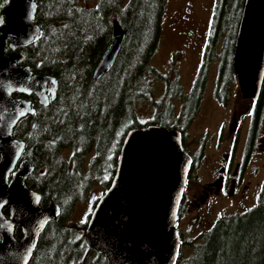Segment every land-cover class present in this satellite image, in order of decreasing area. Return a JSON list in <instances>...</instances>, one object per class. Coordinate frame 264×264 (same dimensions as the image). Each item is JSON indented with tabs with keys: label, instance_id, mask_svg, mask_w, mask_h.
<instances>
[{
	"label": "rangeland",
	"instance_id": "1",
	"mask_svg": "<svg viewBox=\"0 0 264 264\" xmlns=\"http://www.w3.org/2000/svg\"><path fill=\"white\" fill-rule=\"evenodd\" d=\"M36 1L37 23L44 35L15 53L23 55L20 63L34 74L56 78L58 93L47 107L40 106L35 95H15L29 100L37 114L22 119L14 136L25 143L23 158L35 170L26 178V185L40 194L43 204L52 197L60 206L56 222L41 237L37 261L93 264L98 256L89 254L85 225L106 188L99 180L93 181L90 173L109 158L115 161L116 156L84 107L79 87L88 83L90 70L112 43L113 22L119 21L126 32L108 74L119 81L124 92L125 122L135 114L142 124L175 127L190 136V142L199 146L193 179L199 176L202 182L208 178L207 162L213 160L215 146L220 145L219 130L228 111L219 108L218 100L232 105L240 97L233 62L246 0H165L162 8L159 0H143L142 15L148 26L142 21L131 24L129 14L136 10L138 0ZM10 2L0 0V26L1 13ZM187 7L192 9L190 20L184 19ZM162 101L163 111L158 112L152 102ZM260 109L264 120V80L246 117L241 142L248 139L251 145L252 124ZM193 115L197 117L189 126ZM228 147L225 144L220 149ZM243 150L239 146L237 158ZM259 165L249 198L219 202L204 210L205 220L197 223L186 218L179 222L181 264H241L243 222L262 233L256 250L264 260V158ZM92 193L95 203L89 205ZM65 218H69V226L62 224Z\"/></svg>",
	"mask_w": 264,
	"mask_h": 264
},
{
	"label": "water",
	"instance_id": "2",
	"mask_svg": "<svg viewBox=\"0 0 264 264\" xmlns=\"http://www.w3.org/2000/svg\"><path fill=\"white\" fill-rule=\"evenodd\" d=\"M36 8V0H11L0 28V264H28L39 233L59 211L54 201L43 208L40 195L25 186L33 171L28 160L15 170L25 143L13 138L14 128L34 111L29 100L15 95L34 94L47 103L58 86L56 78L22 66L21 53L6 56L9 38L15 51L41 38L43 31L34 21ZM113 27V41L97 64L95 79L111 70L126 36L119 21ZM234 71L243 98L257 100L264 80V0L245 2ZM191 163L179 131L155 124L130 129L111 184L88 220L89 248L102 255L106 264H176L177 218ZM11 173L13 180L8 183ZM6 206L10 218L3 213ZM16 226L23 230L22 240L14 237Z\"/></svg>",
	"mask_w": 264,
	"mask_h": 264
},
{
	"label": "flooded vegetation",
	"instance_id": "3",
	"mask_svg": "<svg viewBox=\"0 0 264 264\" xmlns=\"http://www.w3.org/2000/svg\"><path fill=\"white\" fill-rule=\"evenodd\" d=\"M36 4H37V8H36L34 21L39 26V24L37 23V14L39 11V4L37 1H36ZM188 4L190 6V3H188ZM7 6H9V4ZM191 11H192V9L190 7L186 8L187 15L184 16V19L190 20L189 14ZM1 15L3 18V25H4L5 24V16H4L3 12L1 13ZM2 26H0V28ZM113 31H114V27H113ZM113 31H112V35H113ZM43 35H44V33H42V36L40 39H38L37 41H35L32 44H35L36 42L41 40ZM11 42H12V40L10 38L6 42V46H7L6 56H10L12 53H15V50H13L11 47ZM32 44H30L28 46H24V48L29 47ZM234 55H235V47H234ZM99 60H100V58H99ZM99 60H98V62H99ZM98 62H97V64H98ZM97 64L90 71L91 80L94 83L103 82L105 80L106 76L110 72L109 71L107 73H104L98 79H95V69L97 67ZM21 65L25 66L24 64H21ZM233 71H234V62H233ZM234 74H235V71H234ZM41 76H45V75H41ZM235 76L237 78V85H238L240 97H236L235 100H233L232 105L228 100H225L223 103V102H220L216 98L218 100L217 104L219 105V108L222 107L225 110L228 109V111L227 112L225 111V120L222 122V125H221L220 130H219L220 145L215 146V151L216 150L217 151L214 154L213 160L211 162H207V166H208V169H207L208 178H207V180L204 181L202 178L201 179L202 182H200L199 176H197L196 178L193 179L194 165H195L197 158L199 159L198 152H197V149L199 147L198 144L196 145V144H193L192 142H190V136L187 138L186 133L179 131L175 127H169V128H173V129L180 132L183 149L191 157V160H192L191 169L189 171L186 188H185V191H184V194H183V197L181 200L180 208H179V213H178V218H177V229L179 226V222L182 221L184 218H186V220L188 222H196L197 223V221H199V220H205L206 214L203 211L211 209L213 207V205H216L219 202H227V201H230L232 199H237V198H241L242 201H244L247 198H249L250 194H252L251 193L252 192L251 191L252 185L256 182V177L259 174V169H260L259 163L261 161L263 162V158H264V120H263L262 115H261L262 110L260 109L259 117L252 124V126L254 127V134L252 136L251 145L249 144L248 139L246 141L242 140V142H241V139L243 137L242 130H243L244 126L247 124L246 117L249 114L250 110L252 109L253 103L256 102L258 99L257 100L244 99L242 94H241V91H240L238 77L236 74H235ZM57 85H58V83H57ZM49 87L50 86L48 85L46 89H48ZM203 90H204V88H203ZM57 93H58V86H57V92H56L54 99L49 98L47 103H45V101L42 100L40 97H37L36 95L35 96L38 98L40 106H46L47 107L50 102L52 103V101L53 102L55 101V99L57 97ZM45 94H48V92H46ZM214 100H215V98H214ZM245 103H247V104H245ZM217 108H218V106H217ZM198 113L199 112L197 111L195 114L198 115ZM36 114L37 113L34 110L32 114H28L27 116L21 118L18 121V123L22 119H24L28 116L29 117L30 116L35 117ZM196 115H193L191 117V119L189 120V126L193 124L194 120L197 117ZM144 125H149V124H143V126ZM16 126H15V128H16ZM126 134H125V136H126ZM13 138H15L14 132H13ZM61 138H63V137L61 136ZM121 138H122V136L119 138L120 141H121ZM123 140H124V138H123ZM122 142H121V145L119 146V148H121ZM242 143L244 144L243 147H242ZM225 144H227V146H229L228 150L220 149V148H222L223 145L225 146ZM239 146H241V148H243L244 150H243L242 154L239 156V158H237L236 155H237V150H238ZM119 153H120V149H119ZM118 159H119V155H118ZM118 159H117V162H118ZM23 160H26V159L23 158V154H22L21 159L18 162V164L16 165L15 170H17L19 168L20 163ZM116 165H117V163H116ZM101 168H103V167H101ZM248 170H250V173H248ZM34 171L35 170L33 169L32 173ZM41 172H43V171H41ZM31 174H29L28 176H30ZM90 176H91L92 180L94 181L93 176L91 174H90ZM12 180H13V175L11 173L9 176V179H8V183H10ZM25 180H24L25 186H27ZM30 189H32V188H30ZM33 191H35V190H33ZM98 199L99 198L96 199V203H97ZM94 200H95V193H92L90 198L87 199V202L90 205L91 203L94 202ZM52 201H54L58 204V202L55 199H52V197H49L48 199H46L45 203L43 204L42 198L40 196V204L43 208L49 207V205ZM96 203H95V205H96ZM58 206H59V204H58ZM93 209H94V207H93ZM93 209H92V212H93ZM195 212H196V215H193ZM3 213H4L6 218H10L9 206H6L3 209ZM59 214H60V206H59V211L56 214V216L52 220L48 221L46 223L45 227L43 228V230L39 233V236L37 238V242L35 245V249L33 251L32 257H31L28 264L40 263V261L39 262L37 261V256L40 255L39 247H40V243H41V237H42L43 233L50 228L51 224L56 222V219L58 218ZM91 214L92 213H89L88 215L91 216ZM65 219L62 222V224L67 225L69 218H67L66 220ZM67 226H69V225H67ZM0 232H1V226H0ZM85 232H86V225H85ZM177 232H178L179 238H180V250H179V257H178L176 264H178V262L180 264L181 263V261H180L181 247H182V241L183 240H182V236H181L180 232L178 230H177ZM13 233H14V237L17 240H22L24 237L23 230L20 226H16L14 228ZM0 236H1V233H0ZM87 247H88L90 253H93L94 255L96 254L98 256V258L105 260V258L102 255H99L98 253L91 250L89 248V246H87ZM86 257H87V255H86ZM86 257H84L83 259L86 260ZM87 259H88V257H87Z\"/></svg>",
	"mask_w": 264,
	"mask_h": 264
},
{
	"label": "trees",
	"instance_id": "4",
	"mask_svg": "<svg viewBox=\"0 0 264 264\" xmlns=\"http://www.w3.org/2000/svg\"><path fill=\"white\" fill-rule=\"evenodd\" d=\"M164 1L165 0H159V8H162ZM143 8V0H138L136 10L130 12L129 14L131 24L142 21V24L148 26L146 18L144 19L142 15ZM157 25H160L159 21ZM100 57H98V60ZM86 81H88V83H86L85 86L79 87L80 99L83 100L84 107L92 114L98 129L109 140V143L111 144L112 156H116L115 161H112L109 158L106 160L103 168H99L97 170L93 169L91 172L92 174L90 173L93 178L97 179L96 181L99 180L101 185L107 189L111 184L116 170V163L120 149L119 146L121 145L125 134L130 129L142 127L143 124L138 120L135 114L128 119L129 122H125L123 105L125 103V96L124 92L120 90L119 81L115 77L111 78L107 75L103 82L94 83L91 80V73H89ZM92 88L94 89L92 90ZM164 104V101L160 103L152 102V105L158 112L163 111ZM153 124L164 126L158 123ZM121 136L122 138L120 141L119 138ZM243 223L240 242L241 254L239 255L241 264H264V260L256 250L257 246L261 243V239L263 237L262 233L259 232L251 223ZM94 261L95 262H93V264H106L105 260L103 263L101 258H96Z\"/></svg>",
	"mask_w": 264,
	"mask_h": 264
}]
</instances>
